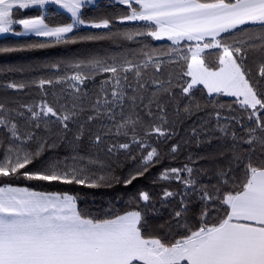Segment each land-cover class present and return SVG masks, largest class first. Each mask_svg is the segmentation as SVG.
Returning <instances> with one entry per match:
<instances>
[{"label":"snow or ice","instance_id":"1","mask_svg":"<svg viewBox=\"0 0 264 264\" xmlns=\"http://www.w3.org/2000/svg\"><path fill=\"white\" fill-rule=\"evenodd\" d=\"M88 2L0 0V34L44 38L27 49L75 43L68 34L85 23L81 9ZM118 3L128 9L120 23H142L79 39L139 42L138 38L151 37L171 43L153 47L144 42L130 55L77 60L66 65L64 74L32 81L42 91L45 86L66 85L59 95L54 93L52 103L42 99L11 107L0 102V264H264V0ZM48 4L58 5L71 22L50 26L43 13L16 18L21 9H43ZM110 23L103 19L91 27L108 29ZM16 25L23 31L15 32ZM23 50L0 46V53ZM50 67L59 71L61 64ZM97 77L103 78L90 93L85 85ZM201 85L209 97H234L233 103L246 115L247 124L243 117L214 113L215 130L232 141L231 161L244 163L243 178L232 176L231 165L218 168V183L210 187L199 183L189 164L165 168L159 179L176 181L183 188L163 189L162 206L178 198L163 223L149 226L145 219L148 211H156L149 207L148 191L132 198L135 208L123 212L109 208L100 217L82 211L78 197L69 191L13 183L23 178L89 188L132 185L161 161L151 140L172 139L181 115L190 118L201 110L193 99ZM6 87L22 91L29 84L11 82ZM232 122L243 129V137L230 131ZM205 127H192L197 143ZM85 140L88 144L82 147ZM65 143L69 150L64 155H45ZM133 147L139 161L123 178L99 157L100 152L109 159L124 152L135 161ZM179 147L172 144L170 153L174 156ZM193 196L201 205L195 224L188 218V198ZM218 204L225 206L222 215Z\"/></svg>","mask_w":264,"mask_h":264},{"label":"trees","instance_id":"2","mask_svg":"<svg viewBox=\"0 0 264 264\" xmlns=\"http://www.w3.org/2000/svg\"><path fill=\"white\" fill-rule=\"evenodd\" d=\"M128 11L125 5L119 4L116 0H94L93 4H85L81 11V19L85 21L82 26H77L73 33H69V37L76 38V42L62 43L44 49H27V45L43 40L44 38L30 36H18L13 33L6 34L0 37V46L7 47H23L25 50L0 53V102L7 103L11 107H17L20 104L37 103L42 99H47L49 103L54 102L56 95L60 94V89L66 85L45 86L42 91L37 86L32 85V81L39 79H49L56 75L64 74L66 65L81 59H87L93 56L109 57L113 55H130L133 51L143 46L144 42L151 44L153 47H161L169 45L171 42L165 40L155 41L151 37L138 38L139 42L113 40V39H98V40H82L79 37L87 35H105L107 33L116 32L124 29H131L139 26L142 22H124L120 23L119 17ZM43 13L46 17V23L50 26H57L64 23H69L70 16L60 11L54 5H48L46 9L29 8L21 9L17 12L16 18H32ZM103 19L111 21L108 29L93 28L92 23H99ZM21 30V28H17ZM54 63H60V70L57 71L50 67ZM8 69H13L9 71ZM103 77H97L96 81H88L85 85L86 89L91 93L95 91L96 85ZM11 82L28 83L22 91H17L7 88V84ZM45 93L47 95L45 96ZM193 99L201 105V110L196 112L190 118L180 117V121L175 124L176 135L167 141L160 138L151 140L152 146L157 147L161 154L160 163L151 167L143 176L133 182L132 185L125 186L123 183H114L111 187L89 188L83 185H62V184H47L46 182L27 181L23 178L14 180L13 183L20 186H29L37 190L47 191H69L78 197V206L86 214L102 217L109 208L123 212L135 208L136 204L132 202V198L137 196L139 191H148L152 197L150 208L156 211H148L145 219L149 226H156L168 220L170 213L178 203V198L170 199L161 204V195L164 188L171 191L179 192L183 186L176 181H162L159 179L160 173L165 168L183 167L184 164H189L194 168V175L197 176L199 183L216 185L217 169L227 168L231 165L233 171L232 176L237 179L243 178L244 163L237 165L231 161V152L228 149L232 146V141L229 138L225 139L219 131L215 130L216 119L215 111L220 110L223 116L243 117V122L248 123L246 115L233 101L235 98L213 94L212 97L207 95L203 86H197L194 90ZM209 101L212 103L210 104ZM222 104L223 109H217L213 105ZM229 107L232 111H229ZM170 119H176L175 116H170ZM221 123H225L223 120ZM204 125L205 130L201 131L199 143L192 136V127L198 129ZM95 130V127L93 128ZM230 131H235L238 137H243L245 132L235 122L231 123ZM108 143L112 141H107ZM88 141L85 140L82 147H86ZM179 144V150L176 154L170 153V146ZM243 147H247L244 145ZM67 144H61L52 153L45 155L60 154L64 155L68 151ZM133 155L137 157L135 161L129 159L124 152H120L117 156L109 157L103 153H99V157L110 163L113 169V174L120 178L127 176L129 171L134 170L139 161V152L135 147L132 149ZM221 153L225 155L221 156ZM191 157V160L189 159ZM255 162V161H254ZM231 186V184H230ZM223 191V187H222ZM189 204L188 218L189 221L195 224L198 221L200 213V201L194 196L188 198ZM219 214L222 215L224 207L217 205ZM143 208V204H141ZM215 214V213H214Z\"/></svg>","mask_w":264,"mask_h":264},{"label":"rangeland","instance_id":"3","mask_svg":"<svg viewBox=\"0 0 264 264\" xmlns=\"http://www.w3.org/2000/svg\"><path fill=\"white\" fill-rule=\"evenodd\" d=\"M117 2H118V0H116ZM89 4H93L94 3V0H90V2H88ZM87 4V3H86ZM48 5H54V6H56L58 9H60L59 8V6L58 5H55V4H48ZM48 5H45V7L43 8V9H46V7L48 6ZM32 8H35V7H32ZM36 8H38V7H36ZM29 9V8H28ZM60 11H62V12H64V10L63 9H60ZM81 11H82V9H81ZM65 14H67L66 12H64ZM67 15H69V14H67ZM78 26H82V25H78ZM17 28H21V30H17ZM23 31V28H22V26H20V25H16L15 26V32H22ZM7 34H9V33H7ZM6 34H0V37H2V36H5ZM30 35H33V34H31V33H29V34H27V35H25V36H30ZM18 36H22V35H18ZM24 36V35H23ZM229 97V96H228ZM232 98H234V97H232Z\"/></svg>","mask_w":264,"mask_h":264}]
</instances>
